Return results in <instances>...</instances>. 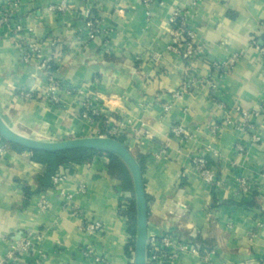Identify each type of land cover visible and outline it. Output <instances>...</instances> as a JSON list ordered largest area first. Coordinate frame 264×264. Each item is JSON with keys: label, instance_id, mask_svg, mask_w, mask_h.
<instances>
[{"label": "crops", "instance_id": "crops-1", "mask_svg": "<svg viewBox=\"0 0 264 264\" xmlns=\"http://www.w3.org/2000/svg\"><path fill=\"white\" fill-rule=\"evenodd\" d=\"M10 1L0 0V12ZM62 1L67 11L52 9ZM175 11L186 14L204 45L195 60L168 48ZM16 17L21 32L0 28V115L13 130L62 141L122 126L120 137L132 153L146 157L149 237L168 231L186 237L195 247L181 264H264V58L254 46L264 47V0H160L149 9L141 0H19ZM97 20L101 33L92 36ZM31 42L63 82L59 103L43 96V69L24 61ZM23 88L37 90V97L22 99ZM87 96L101 111L94 120L83 117ZM242 112L258 113L247 132L236 129ZM203 153L218 184L193 173L191 159ZM108 164L106 155H96L90 163L62 166L58 172L66 179L41 190L45 167L31 152L8 146L0 156V264H15L7 255L28 232L35 249L18 255L16 264H37L41 253L40 264H132L122 184ZM240 179L249 190L241 189ZM24 185L34 192L26 205ZM69 195L85 219L102 221V231L81 229L82 218L66 207ZM41 200L49 209H40ZM196 237L208 241L203 253L191 240Z\"/></svg>", "mask_w": 264, "mask_h": 264}, {"label": "built area", "instance_id": "built-area-1", "mask_svg": "<svg viewBox=\"0 0 264 264\" xmlns=\"http://www.w3.org/2000/svg\"><path fill=\"white\" fill-rule=\"evenodd\" d=\"M160 0H141L142 4L149 9L153 2H158ZM19 6V0H12L8 4V6H4L2 11L0 12V28L3 26H7L13 30L15 34H18L22 31V24L18 21L16 17V10ZM52 9L58 10L60 12H65L68 9V5L66 1H62L60 4L55 5ZM149 15L150 12H147ZM178 20L181 21V24L177 28H173L171 32V44L169 45V49L178 53L184 60H195L204 52V45L200 44L197 39L195 32L188 26V18L186 14H181L179 11H175L170 18L171 23L174 25ZM92 28V36L101 33L100 21H95L91 25ZM254 46L259 54L264 58V47H260L256 41L254 42ZM40 45L37 42H31L27 45L26 52L24 54V61L28 64H38L41 69L46 73L45 75V90L43 96L46 100L51 103H59L60 97L59 93L61 89L64 87L62 80L56 76L52 71V64L49 60L45 59L41 54ZM222 70H227V66H219ZM192 83H197L194 78H191ZM37 90L23 88L19 92V96L28 101L33 100L37 97ZM182 94V91L177 92L176 96ZM264 105V95H263V103ZM83 117L86 119L94 120L95 117L99 116L101 111L98 108H95L89 97H86V100L83 103ZM258 115V113L251 112H242V116L240 119L239 125L236 126V129L242 132H247L251 130L254 126L252 124V119L254 116ZM227 125H233V121H226ZM174 133L182 139L186 138V133L181 127H175ZM220 130V125L214 124L212 126V132L218 133ZM123 134L122 126H113L106 127L104 132H99L97 136H105V137H113L119 138ZM253 141L258 143L261 141V138L256 133L252 136ZM8 144L2 140L0 137V156H2L6 150L8 149ZM239 153H244L245 148L242 145H239L237 148ZM192 162V170L195 175L201 178L204 182L209 185H215L219 183L218 175L216 168L212 165L208 153H203L200 155H195L191 159ZM264 172V167H263ZM66 174L63 172H57L52 176V185L54 187L58 186L66 179ZM239 185L243 191H247L250 189L247 182L244 179L239 180ZM79 192L86 193V185H79ZM71 196H67V208H71L73 213L82 218V230L89 235H93L97 232L103 230L104 225L102 221L98 219H85L83 212L71 205L69 199ZM71 205V206H70ZM39 207L41 210L49 209V201L41 200L39 202ZM34 235L32 232H28L24 235L23 239L14 245L13 250L8 253L7 261L12 263H17L18 255L28 252H33L34 247ZM194 244H192L186 237L180 234L177 231H168L164 233L160 237H149L148 238V251H147V264H181L180 259L184 253L189 251L190 249H194ZM87 256L92 255V250L84 251ZM45 258V254H39L38 258H36L35 262L37 264L42 263ZM95 261L98 263L104 262L100 257H95ZM108 264V263H106ZM207 264H217L215 262H209Z\"/></svg>", "mask_w": 264, "mask_h": 264}, {"label": "water", "instance_id": "water-1", "mask_svg": "<svg viewBox=\"0 0 264 264\" xmlns=\"http://www.w3.org/2000/svg\"><path fill=\"white\" fill-rule=\"evenodd\" d=\"M0 137L7 143L16 144L32 151L57 153L79 149H91L120 157L127 165L133 182L136 205V234L134 263L147 264L148 251V200L141 166L125 143L117 138L92 136L62 141H44L13 130L0 115Z\"/></svg>", "mask_w": 264, "mask_h": 264}, {"label": "trees", "instance_id": "trees-1", "mask_svg": "<svg viewBox=\"0 0 264 264\" xmlns=\"http://www.w3.org/2000/svg\"><path fill=\"white\" fill-rule=\"evenodd\" d=\"M180 24L181 21L178 20L174 24V28L179 27ZM118 139L127 145L125 138L119 137ZM2 140L6 142L4 139ZM7 144L11 148H14L16 150L31 152L33 160L42 164L45 167L44 173L40 175L38 178L41 190L52 184V176L59 171L60 167L68 164L90 163L92 162L93 158L96 155H106L109 158L108 170L110 175L119 179L122 184V190H123L122 201L125 202V204L127 205L126 215L128 217L129 232L131 234V238L129 239L128 245L126 247V252L131 259L134 258L135 234H136V205L134 199V188H133V182L130 171L127 165L120 157L114 154L104 153L102 151H96L91 149H79L73 151L48 153L43 151H32L16 144H11V143H7ZM133 154L138 160L144 175L146 157L136 153ZM128 192H132V195L131 196L128 195ZM24 194L26 198L24 205H26L29 202L32 195L34 194V192L30 189L28 185H24ZM148 212H149V204H148ZM191 240L195 244L197 243V245H200L199 251L201 253H203L204 247L208 245V241L202 240L199 237H196L194 239L191 238Z\"/></svg>", "mask_w": 264, "mask_h": 264}, {"label": "rangeland", "instance_id": "rangeland-1", "mask_svg": "<svg viewBox=\"0 0 264 264\" xmlns=\"http://www.w3.org/2000/svg\"><path fill=\"white\" fill-rule=\"evenodd\" d=\"M134 199H135V196H134ZM132 264L134 263V258H132V262H131Z\"/></svg>", "mask_w": 264, "mask_h": 264}]
</instances>
